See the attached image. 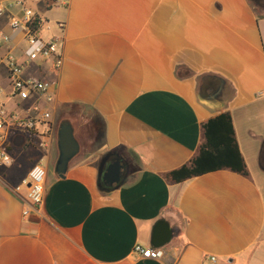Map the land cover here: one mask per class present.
Segmentation results:
<instances>
[{"label": "crops", "instance_id": "0c3cea01", "mask_svg": "<svg viewBox=\"0 0 264 264\" xmlns=\"http://www.w3.org/2000/svg\"><path fill=\"white\" fill-rule=\"evenodd\" d=\"M14 0H0V3ZM24 3L60 35L62 65L31 64L25 75L53 81L48 132H11L13 162L0 167V264H264V6L254 0H60ZM0 16V30L19 17ZM44 30L42 32L44 38ZM10 45L22 60L19 47ZM217 86L206 94L203 81ZM0 87L9 93L4 66ZM9 109L19 110L4 97ZM229 112L248 176L228 169L168 182L203 142L202 124ZM103 122L99 138L92 123ZM73 126L79 152L55 173L58 129ZM85 133V134H84ZM82 138L80 141L78 135ZM127 167L103 188L106 154ZM44 167L39 211L23 215L30 167ZM1 165V163H0ZM164 220V260L143 259ZM214 257L215 260L210 258Z\"/></svg>", "mask_w": 264, "mask_h": 264}, {"label": "built area", "instance_id": "2783aa9c", "mask_svg": "<svg viewBox=\"0 0 264 264\" xmlns=\"http://www.w3.org/2000/svg\"><path fill=\"white\" fill-rule=\"evenodd\" d=\"M46 5L61 4L60 0H37ZM17 7L21 11L19 17H13L8 21L9 32L0 30V66H4L10 86L9 93L0 87V163L10 165L13 162L9 151L10 133L23 134L31 141L38 134V127L44 126L41 134L48 132L47 122L50 118L46 106L52 101L53 81L40 78L36 75H25L31 64L40 65L42 62H50L54 71H58L62 65L60 35H52L44 38L43 30H48L46 19L37 15L30 9L24 0H14L0 3V16ZM19 47L22 60L14 55L10 45L22 44ZM13 99L20 107L19 110L9 109L4 97ZM35 133V134H34ZM46 172L41 163H34L25 178L12 187V191L18 194L22 186L26 187L23 199V215H28L31 210L38 212L44 198V178ZM134 253L151 260H164L163 247L143 246L136 244ZM215 260L214 257L210 258Z\"/></svg>", "mask_w": 264, "mask_h": 264}, {"label": "trees", "instance_id": "16d2710c", "mask_svg": "<svg viewBox=\"0 0 264 264\" xmlns=\"http://www.w3.org/2000/svg\"><path fill=\"white\" fill-rule=\"evenodd\" d=\"M91 120L100 138L103 122L97 114H94ZM202 128L204 139L196 155L188 163L164 173V178L168 182L179 183L222 169L247 177L246 164L238 149L229 112H222L209 118L202 124Z\"/></svg>", "mask_w": 264, "mask_h": 264}, {"label": "water", "instance_id": "95a60500", "mask_svg": "<svg viewBox=\"0 0 264 264\" xmlns=\"http://www.w3.org/2000/svg\"><path fill=\"white\" fill-rule=\"evenodd\" d=\"M58 158L55 163V173L58 177L64 178L69 162L79 152V143L74 136L73 126L69 121H63L58 129ZM122 163L116 160L105 170L99 168V180L102 178L106 185L118 184L122 173ZM171 239V229L164 220L158 221L152 230L151 245L153 247H163Z\"/></svg>", "mask_w": 264, "mask_h": 264}, {"label": "flooded vegetation", "instance_id": "af4514ba", "mask_svg": "<svg viewBox=\"0 0 264 264\" xmlns=\"http://www.w3.org/2000/svg\"><path fill=\"white\" fill-rule=\"evenodd\" d=\"M254 2L256 4H258V5L264 6V0H254ZM216 86H217V84H216L215 80H213L211 78H208L207 80L202 82V84L200 86V89H201V92L203 94H206L209 89H213ZM77 137H78V139L80 141L82 140V138L79 135ZM116 160L120 161L122 163V166H123L122 167V173H121L120 181L118 182V184H119L122 181V179L124 178V176L126 175V172H127L126 164H125L124 160L121 157H119V156H117L116 154H113V153L106 154V155H104L102 157V160L100 162V167H102L103 170H105L110 164H113ZM99 182H100L101 187H103V188H113L114 186L117 185V184H113L111 186L106 185L104 179L102 178V176H101Z\"/></svg>", "mask_w": 264, "mask_h": 264}, {"label": "rangeland", "instance_id": "374dc122", "mask_svg": "<svg viewBox=\"0 0 264 264\" xmlns=\"http://www.w3.org/2000/svg\"><path fill=\"white\" fill-rule=\"evenodd\" d=\"M44 32H45V33H44V34H45V38H49L50 36L48 37L47 32H46L45 30H44ZM0 167H1V168H7V167H4L2 164L0 165Z\"/></svg>", "mask_w": 264, "mask_h": 264}]
</instances>
